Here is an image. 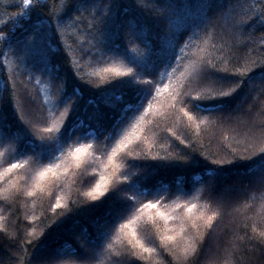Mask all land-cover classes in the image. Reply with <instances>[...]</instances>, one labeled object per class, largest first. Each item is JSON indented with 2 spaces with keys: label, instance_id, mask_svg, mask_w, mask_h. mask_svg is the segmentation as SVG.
Wrapping results in <instances>:
<instances>
[{
  "label": "trees",
  "instance_id": "obj_1",
  "mask_svg": "<svg viewBox=\"0 0 264 264\" xmlns=\"http://www.w3.org/2000/svg\"><path fill=\"white\" fill-rule=\"evenodd\" d=\"M77 2L0 0V264H264V0ZM224 67L241 87L197 112Z\"/></svg>",
  "mask_w": 264,
  "mask_h": 264
},
{
  "label": "snow or ice",
  "instance_id": "obj_2",
  "mask_svg": "<svg viewBox=\"0 0 264 264\" xmlns=\"http://www.w3.org/2000/svg\"><path fill=\"white\" fill-rule=\"evenodd\" d=\"M24 5H29L31 0H22ZM156 2V0H152V3L154 4ZM139 6V5H138ZM75 8L76 11H80L82 8V5L80 3L77 2V0H71V3L68 4L65 7V12H69L71 8ZM143 7H147V5H144ZM125 12L129 11L128 8L124 9ZM69 19H72L73 21H75V17H71L69 15L68 17ZM51 18H49L50 21ZM96 17H93V21H95ZM64 20V15L61 14L60 17H58L57 19V24L59 25L60 23H62ZM85 21L87 22V18H85ZM39 23L42 22H38V27H39ZM88 23V27L89 29H91L93 27V23L92 22H87ZM49 26L51 27V24H49ZM50 38L46 35V33H41L38 31L37 28V37L36 40H34V43L36 41H39L41 44H47V41ZM166 57L167 59L171 60L172 58L175 59H179V56L176 55V50L173 49V51L171 53H166L163 50L160 51V53L158 54V59L159 58H164ZM133 63H135V61H132ZM210 67H215V65H207V66H203L200 69V72L202 75H207L208 72V68ZM113 71L116 73V75L118 77H122V76H132V80L135 81L136 85H144V87L140 88L139 91L143 94V97L145 100L148 99V97L152 96V92H153V88L155 87L154 82L148 79H145L143 81H136L135 77L133 75V70L131 68L127 69V72H120L118 69H105V71ZM217 72H223V73H228V75L222 76L220 77V79L213 81V83L216 85L217 90H213V89H206L203 93H197L196 97L193 100V107L195 108V110L197 112L200 111H205V110H219L216 104V101H218L219 98H230L233 93L236 92L237 89H239L241 87V83L243 82V79L246 78L247 74H242L237 70H234L233 72L229 73L228 68L224 67V68H219L217 69ZM262 79H264V76L261 77ZM168 85H165V88H167ZM160 88L155 87V92L157 95H159L160 93ZM75 93L78 95L79 94V90H75ZM184 95L188 96L190 99H192L191 97V93H185ZM173 99H175V95H173L172 97ZM69 100L71 99V97L68 98ZM117 99H119V97H117ZM183 103V101H181ZM88 104H94L95 101L93 100H88L87 101ZM143 106V105H141ZM152 105L151 103H148V108L145 109V111L147 112L149 109H151ZM87 109L85 108V111ZM184 115H186L188 117V119L191 121L194 119V117L192 116V114L190 112H184ZM67 115L66 112H61V116H65ZM92 117L89 116V120H91ZM79 126V127H87V125L84 124V120L81 119L80 117L76 118V122L72 125V127H68L67 125H65V131H61L59 128L56 127V125L54 124L52 128L46 129L45 131L47 132H52V131H56L57 136L55 139H50V138H43L42 139V146H46L49 144H56L57 142L60 141L62 136L67 135L68 139H71L72 133L75 130V128ZM83 147H89V146H82L81 148H77L76 152H80L82 151ZM126 144L122 141L116 149H113V155L116 154V152L121 149V148H125ZM264 151V150H262ZM218 163H223V161H218ZM10 168H15L18 167L17 164H11L9 166ZM259 182L261 184H264V175H261L259 178ZM129 188H134L135 187V182H132L128 185ZM163 197H160V200H162ZM160 200L157 201V203L160 202ZM136 202L135 197L131 198V205L134 206ZM157 207L156 203H152V201H148L147 203H141L140 204V209H155ZM192 207H195V205H193ZM161 216H164L163 213H160ZM216 213H213L212 216H209L207 218V223L209 226H211V220L215 217ZM169 217H165V219H167ZM129 224L132 223V221L128 222ZM125 225H122L121 227H124ZM85 233H87V230H84ZM135 234V233H133ZM264 235V234H262ZM85 240L89 243H91L92 241H90L87 237V235H85ZM141 247H143V245H141ZM145 251H148V249H144ZM187 251V250H186ZM192 251L195 252V247L193 246Z\"/></svg>",
  "mask_w": 264,
  "mask_h": 264
},
{
  "label": "rangeland",
  "instance_id": "obj_3",
  "mask_svg": "<svg viewBox=\"0 0 264 264\" xmlns=\"http://www.w3.org/2000/svg\"><path fill=\"white\" fill-rule=\"evenodd\" d=\"M183 232H184V230H183Z\"/></svg>",
  "mask_w": 264,
  "mask_h": 264
}]
</instances>
